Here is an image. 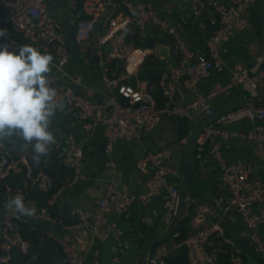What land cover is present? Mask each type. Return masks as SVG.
I'll return each mask as SVG.
<instances>
[{
	"label": "built area",
	"instance_id": "2783aa9c",
	"mask_svg": "<svg viewBox=\"0 0 264 264\" xmlns=\"http://www.w3.org/2000/svg\"><path fill=\"white\" fill-rule=\"evenodd\" d=\"M49 1L0 0L5 8V13L0 17V29H13L28 41L43 42L53 51L56 72L51 73L52 86L57 90L59 109L69 112L72 119L87 133L102 126L108 151L120 141L136 140L143 132L156 129L165 115L188 120H194L198 115L202 120L214 112L212 100L217 97L240 95L244 87L264 95V59L262 66L256 70L250 69L242 61H236L229 68L222 54L223 46L249 26L248 7L256 0H178L181 9L188 5L190 16L177 20L161 16L152 1L85 0L89 17L76 22L77 41L90 39L99 26L103 27L104 33L98 41L99 59L104 64L107 58L116 59L124 67L123 73L118 77L110 78L106 73L105 83L109 92L101 102L92 98L96 90L84 83L81 74L69 75L66 70L70 55L68 42L61 30L60 21L50 9ZM72 2L75 3L76 0ZM116 3L123 5L126 11L116 14L113 11ZM204 21L210 26V35L205 47L197 51L187 42L184 30L187 25ZM149 26L171 37L169 48L173 64L168 67L157 60V64L163 68L157 83L163 97L162 106H158V100L151 90L135 87L130 83L146 59L154 54V49L145 47ZM126 35L133 37L130 43L126 41ZM134 41L140 45L135 46ZM17 45L21 44L14 40L13 47ZM226 67L230 73L228 80L217 82L208 93H199L185 104L176 102L175 97L181 87L195 90L199 81L208 79L214 70L223 71ZM62 78H67L72 85L64 84ZM142 83L148 85L149 81ZM82 92H86V95ZM119 95L127 99V103H123ZM190 134L179 139L176 147L184 149ZM55 141L50 146L49 154L41 158L38 172H35L30 148L28 152L21 151L18 147L13 150L11 142H4L0 146V181H5V197L2 198L4 204L20 194L26 206L35 210L32 216H22L0 203L2 247L6 245L10 249L15 246L27 253L30 242L23 237L20 222L30 226L31 219H40L51 225L62 224L64 231L92 235H98L101 227L107 225L119 238L123 230L116 223L109 222V214L124 213L134 202L148 201L165 189H169L163 202L166 223L169 224L175 216L179 204L180 182L177 179L169 181L168 175L178 177L181 168L167 163L173 154V149L169 147L145 150L138 157L137 167L148 177L145 192L123 191L111 182L93 208L74 207L66 217L54 215L51 207L64 191L88 178L84 144L74 134H68L65 139L56 136ZM206 142L211 143V158L220 171L218 188L227 189L230 194L224 207L226 210L234 208L241 216L246 226L245 236L253 243L264 263V238L261 235L264 226V180L252 177L254 167L250 163L242 158L230 159L224 152L227 144L248 142L252 146L254 157L260 164H264V106L246 104L221 115L206 126L200 135L199 147ZM51 157L70 172V177L57 188L47 205L30 196L25 187L6 182L7 178L20 172L37 190H53L57 181L48 169ZM209 211V204L200 203L192 218L195 222L203 221ZM42 232L44 238L54 241L62 249L69 264H87L88 249L77 250L64 234L54 228ZM190 241L199 246L202 257L198 264H247L237 241L226 234L219 222L201 227L187 239L158 243L148 256V264H169L166 257L170 252ZM120 246L117 248L115 261H119L124 253ZM10 257V252L7 251L0 256V262H8ZM94 264H98L97 259H94Z\"/></svg>",
	"mask_w": 264,
	"mask_h": 264
},
{
	"label": "crops",
	"instance_id": "0c3cea01",
	"mask_svg": "<svg viewBox=\"0 0 264 264\" xmlns=\"http://www.w3.org/2000/svg\"><path fill=\"white\" fill-rule=\"evenodd\" d=\"M144 1H152L161 16L172 20L190 16L188 5H185L181 9L178 5V0ZM49 5L53 14L61 23L62 32L66 35L67 39L70 38L68 42L70 45V55L66 70L69 75L81 74L84 83L96 90V94L92 98L102 101L109 92L105 83L107 64H104L100 59L96 62L93 44L95 38L99 41L104 33V28L99 26L90 39L82 42L77 41L81 44V48L76 51L71 33L74 28L76 29V22L78 20L89 17L85 2L83 4L84 17L76 12V2L74 3L72 0H50ZM113 11L119 14L124 13L126 9L120 3H116ZM4 13L5 8L0 2V17ZM248 17L250 21L249 26L243 31L238 32L230 42L223 46L222 54L229 68L236 61L244 62L252 70H256L262 66L264 59V0H256L248 7ZM148 30V33L156 41L157 47L153 48L156 62L159 59L162 65H172L174 61L171 59L170 52L162 54L160 51L161 47H169L171 37L155 29L158 32L157 34L150 28ZM184 32L189 45L194 50L199 51L205 47L206 40L210 35V26L204 21L198 24L187 25ZM8 36V41L0 37V44L10 43L15 40L21 45H32L42 52L51 54L53 56L50 66L51 73L56 72L54 67L56 57L45 43L30 42L13 29L8 31ZM228 67L223 71L214 70L208 79L197 83L195 90L181 87L175 97L176 102L185 104L194 99L199 93H208L217 82L228 80L230 76ZM134 79H136L134 83L135 87L148 88L149 83L148 85L142 83L148 80H141L139 73L130 80V83ZM62 80L64 84H71L67 78H62ZM244 90L249 92V94L243 93ZM82 93L86 95V92ZM254 93L256 91L244 87L240 95L234 97L220 96L213 99L212 104L216 109L231 99L249 96ZM199 122L200 117L198 115H196L194 120L174 115H165L156 129L143 132L139 139L128 142L120 141L112 146L111 151H108V142L102 126H97L91 133H87L72 119L69 112L58 108L53 118L51 130L55 137L58 136L64 139L68 134H74L76 139L84 144L86 151L85 167L88 178L80 181L76 186L66 189L58 198L57 203L52 206V213L56 216L66 217L74 207L93 208L97 200L103 195L106 186L111 182L123 191L145 192L148 177L142 174L137 167L138 157L145 150H156L165 147L172 148L173 154L167 163L181 168L182 172L184 149L177 148L176 144L179 139L188 136ZM210 151V142H206L198 149L195 159L194 180L189 188V194L192 199L190 213L182 227L173 235L171 240L187 239L201 227L213 222H219L226 234L237 241L247 264H264L253 243L245 236L246 226L241 216L234 208L226 210L224 207L225 203L229 200L230 194L227 189L221 190L218 188L220 171L212 160ZM224 152L230 159L242 158L250 163L254 167L252 177L264 180V164H260L254 157L250 143L236 142L227 144L224 147ZM17 175L25 177L23 173L16 172L12 178ZM179 176L168 175V180L174 181L177 179L179 181ZM69 177L70 172L61 173L56 177L57 184L59 181H64L63 183H65ZM24 179L25 188L30 194L29 188L35 186L31 181L29 182L26 178ZM168 192L169 189H165L161 194L152 197L148 201L138 200L124 213H110L108 216L109 222L116 223L123 230V234L119 238L108 229L107 225L101 227L98 235L86 232L74 233L67 230L63 234L77 250L88 249L87 264H94V259H97L98 264H138L139 253L146 241L152 236L163 232L168 226L163 215L164 197ZM4 197L5 195L1 199ZM200 203L209 204L210 211L203 221L195 222L192 216L195 208ZM30 227L43 231L53 228V225L40 219H31ZM261 235L264 238V226L261 229ZM119 246L124 250V253L120 256L119 261H115L114 258ZM3 248L9 251L6 245ZM96 252H98L97 256L95 255ZM201 257L198 244L190 241L180 246V248L172 250L166 257V260L169 264H198Z\"/></svg>",
	"mask_w": 264,
	"mask_h": 264
},
{
	"label": "clouds",
	"instance_id": "9594fccd",
	"mask_svg": "<svg viewBox=\"0 0 264 264\" xmlns=\"http://www.w3.org/2000/svg\"><path fill=\"white\" fill-rule=\"evenodd\" d=\"M0 37L9 40L7 29ZM0 44V146L11 142L13 150L32 153L39 164L55 144L51 126L59 108L57 90L53 85V56L32 45ZM4 207L22 216H32L34 209L26 206L17 194ZM33 261L36 259L32 257Z\"/></svg>",
	"mask_w": 264,
	"mask_h": 264
},
{
	"label": "trees",
	"instance_id": "16d2710c",
	"mask_svg": "<svg viewBox=\"0 0 264 264\" xmlns=\"http://www.w3.org/2000/svg\"><path fill=\"white\" fill-rule=\"evenodd\" d=\"M84 2L85 0H76V12L80 13L83 17H84V11H83ZM84 18H88V17H84ZM71 37H72V41L74 42L76 51L79 50L81 48V44L77 42L75 28L73 29L71 33ZM132 40H133L132 36L126 35V41L128 43H130ZM134 45L138 46L140 44L134 41ZM106 64L108 66L107 75L110 78L118 77L123 73L124 67H123L122 62L116 59L107 58ZM162 71H163V68L161 67V65L157 64L155 55H150L146 59L144 64L141 66L140 72H139V78L141 80L149 81L148 89L151 90L155 94L158 100V106L163 105L162 93L157 88V83L159 81V77ZM135 80L136 79L132 80L133 85L135 83ZM120 98L123 103H127V99L121 96ZM0 158H1V154H0ZM34 166H35V172H38L39 169L41 168V164L34 163ZM48 169L51 172V174L55 177H57L61 173L64 174L66 172H69L61 164H59L58 161L54 157H51V161L49 162ZM24 178L25 177H23L22 175H17L16 177H13V178L10 177V178H7V183L14 185V186L25 187ZM28 181L30 182V180ZM63 182L64 181H61V182L59 181L57 186L49 192H42V191L37 190L36 187H31L29 188L30 195L38 199L41 204L47 205L48 199L52 197L54 192L57 190V188L61 184H63ZM4 195H5V188L3 184L0 183V198L3 197ZM20 230H21L23 237L30 242L28 252L23 253L17 247L11 246L9 249V252L11 255L9 261L5 263L0 262V264H69L66 258V255L63 253L62 249L54 241L47 240L46 238H44L43 232L40 229L38 228L33 229L29 226V224L20 222ZM6 253H7V250H5L2 247L1 241H0V256ZM33 256L36 257L34 261L32 259Z\"/></svg>",
	"mask_w": 264,
	"mask_h": 264
},
{
	"label": "water",
	"instance_id": "95a60500",
	"mask_svg": "<svg viewBox=\"0 0 264 264\" xmlns=\"http://www.w3.org/2000/svg\"><path fill=\"white\" fill-rule=\"evenodd\" d=\"M147 40L145 43V47L147 48H156V41L154 37H152L149 33H147ZM70 41V38L67 39V42ZM99 47L98 39H94L93 44V53L96 62L99 61V55L97 54V49ZM70 51V45L68 43L67 46ZM161 53H169V47H161ZM101 102V100H99ZM246 104H259L264 106V95L258 94V92L251 94L249 96H241L234 99H231L224 105L216 108L214 112L204 117L200 122L196 125L193 131L190 134L188 143L184 148L183 153V162H182V179L179 184V204L176 211L175 216L168 224L167 228L151 238H149L144 244L142 250L139 253L138 264H148L147 259L151 251L157 246L158 243L169 242L173 235L182 227L184 221L188 218L190 213V207L192 203L191 196L189 194V188L194 180L195 175V159L197 157L198 149H199V138L200 135L205 130L206 126L214 122L221 115L232 111L242 105ZM1 184H3L5 188V181L1 180ZM2 206H4V199L0 200ZM53 228L59 233L63 234L64 229L62 224H55Z\"/></svg>",
	"mask_w": 264,
	"mask_h": 264
},
{
	"label": "rangeland",
	"instance_id": "374dc122",
	"mask_svg": "<svg viewBox=\"0 0 264 264\" xmlns=\"http://www.w3.org/2000/svg\"><path fill=\"white\" fill-rule=\"evenodd\" d=\"M149 28H150L152 31L156 32L152 26H149ZM157 33H158V32H156V34H157ZM244 92H245V94H247V95L249 94V92H247V91H245V90L243 91V93H244ZM178 179H179V182H180L181 179H182V172H181V175L179 176Z\"/></svg>",
	"mask_w": 264,
	"mask_h": 264
}]
</instances>
